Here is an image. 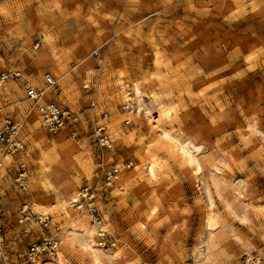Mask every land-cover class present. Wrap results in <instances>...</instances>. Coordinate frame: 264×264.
I'll list each match as a JSON object with an SVG mask.
<instances>
[{"label":"rangeland","instance_id":"obj_1","mask_svg":"<svg viewBox=\"0 0 264 264\" xmlns=\"http://www.w3.org/2000/svg\"><path fill=\"white\" fill-rule=\"evenodd\" d=\"M1 72L19 75L0 84V131L19 122L25 145L17 153L0 145L10 264H27L30 244L60 237L72 218L99 243L102 264H264V136L251 128L264 131V0H0ZM27 84L79 122L49 131ZM158 106L170 115L160 119ZM162 131L193 146L203 171ZM71 190L78 198L64 210ZM24 202L49 225L19 222Z\"/></svg>","mask_w":264,"mask_h":264},{"label":"built area","instance_id":"obj_2","mask_svg":"<svg viewBox=\"0 0 264 264\" xmlns=\"http://www.w3.org/2000/svg\"><path fill=\"white\" fill-rule=\"evenodd\" d=\"M18 75L19 73L17 72H1L0 84L6 82L10 77H18ZM44 81L47 88L54 90V87L56 86V79L52 74L45 73ZM85 86H88V84ZM25 94L27 99L30 100L36 107V110L42 118L43 125L51 132H58L70 125L77 124L80 120L78 113L72 111L71 109L59 108L55 99L51 97L49 98L46 94L45 89H38L34 85L27 84L25 86ZM18 129L19 122L7 119L6 128L0 131V145L7 153H17L25 149L24 143L18 138ZM16 181L21 190H25L27 188L26 175L24 171L19 172ZM86 195H88V192L84 194V197ZM31 221L37 222L43 226H48L50 223V219L47 215L35 214L31 205L24 202L20 209L19 222L27 224ZM1 230L2 228L0 227V232ZM26 230L29 231L30 229L27 228ZM57 245L58 238L56 237V232L51 235H45L42 239L34 241L28 247L26 263L39 264L37 256L41 254H53ZM253 259L255 260H251L252 264H263L260 258ZM0 264H10L3 249L2 237H0Z\"/></svg>","mask_w":264,"mask_h":264},{"label":"bare ground","instance_id":"obj_3","mask_svg":"<svg viewBox=\"0 0 264 264\" xmlns=\"http://www.w3.org/2000/svg\"><path fill=\"white\" fill-rule=\"evenodd\" d=\"M132 92L134 94V97L137 99L138 102L143 101L146 97L145 91L142 89L140 84L138 82H134L132 85ZM128 96V94H126ZM150 101H152V97H150ZM166 107V106H165ZM158 106L157 111L159 113V117L165 118L170 115L171 109ZM158 120V119H157ZM253 131L261 133L264 136V131L260 129H256V125L253 124L251 126ZM164 137H170L174 140V143L176 144V147L180 151V154L186 159V161L189 163V165H194L196 172H202L203 171V161L198 157V155L194 152V147L190 146L187 143H182L179 139H174L172 135L168 131H162L161 132ZM196 151L198 152V148H196ZM157 170L158 167L154 161H150L146 166V171L149 177L156 178L157 177ZM213 185L216 188V191L220 193V180L217 178H214ZM241 186L237 185L235 188L237 194L236 197L238 200L243 204L245 201V194L240 189ZM73 190H71L72 192ZM209 193H211L208 190ZM79 193V191H78ZM77 191L72 192V201L64 200L63 201V209L66 210L71 202H74L77 200ZM210 202L211 205L214 206V200L213 197L210 195ZM34 204L39 207L40 205L37 202H34ZM244 206V205H243ZM245 210L247 209L244 208ZM218 215L214 214V212L208 217L206 226L209 229L210 233H212L219 224ZM72 218L69 220V224L66 225V227H63V231L60 234V237H58V245L53 252L52 256L46 257L45 255H38L37 261L39 264H71L70 258L75 257L78 262L81 264H85L86 262L88 264H102L103 259V251H101V248H99V243H96L94 239L92 238L91 232L88 233V230L85 228V225L82 223L77 224L76 219ZM78 226V227H77ZM84 226V227H82ZM80 231V232H79ZM94 232V231H93ZM84 233H88L89 236H83ZM212 242V238L210 240H207V249L210 248ZM121 250L114 249L111 251L113 253L114 257H119ZM43 256V257H41ZM39 257V258H38ZM105 261V260H104ZM247 264V263H246ZM250 264V263H249Z\"/></svg>","mask_w":264,"mask_h":264}]
</instances>
